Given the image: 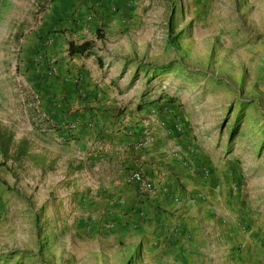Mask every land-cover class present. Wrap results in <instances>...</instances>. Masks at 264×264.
Wrapping results in <instances>:
<instances>
[{
    "label": "rangeland",
    "instance_id": "obj_1",
    "mask_svg": "<svg viewBox=\"0 0 264 264\" xmlns=\"http://www.w3.org/2000/svg\"><path fill=\"white\" fill-rule=\"evenodd\" d=\"M80 72L76 100L62 92ZM94 83L106 112L141 124L154 108L185 144L172 176L201 209L192 239L79 213L93 150L72 116L95 112ZM0 126L29 143L20 162L0 149V264H264V0H0Z\"/></svg>",
    "mask_w": 264,
    "mask_h": 264
},
{
    "label": "crops",
    "instance_id": "obj_2",
    "mask_svg": "<svg viewBox=\"0 0 264 264\" xmlns=\"http://www.w3.org/2000/svg\"><path fill=\"white\" fill-rule=\"evenodd\" d=\"M81 72L77 74L73 86L70 85L73 91H63L64 95L73 92L74 99L77 100L85 93L89 84L83 79L79 81V76H83ZM117 80L116 76L108 79L111 94L118 91L115 84ZM58 85L57 88L62 90ZM92 88L98 99L95 102V112L80 111L72 116L79 122L76 131L79 136L78 144L90 146L93 150L90 154L92 173L77 182L81 195L88 197L79 206V213L91 214V222L95 226H98V220L102 216L106 217L109 224L116 226V230L123 234L138 229L155 237L166 235L164 230L169 229L175 242L185 241L186 236H191L192 239V233L200 228L201 209L199 205L197 209L186 205L179 190L173 187L172 176V171L177 168L181 171L179 178L181 181L185 180V144L182 141L175 142V145L170 143L171 135L165 125L157 122L154 108L147 116L141 115V118L146 117L148 121L136 124L138 119L129 121L125 115L116 117L114 112H106L105 109L111 107L104 105L108 91L100 83H94ZM141 142L145 144L140 146ZM173 149L176 150L172 153L177 156L176 161L169 155ZM134 171H140L151 179L157 191L146 196L139 195L137 186L131 179ZM164 187L173 194L175 190L179 202L168 194L165 199H159L157 192H161ZM200 193L199 196L203 197ZM78 202L80 203V198ZM84 209L86 212H83ZM206 226L210 228V223L206 222Z\"/></svg>",
    "mask_w": 264,
    "mask_h": 264
},
{
    "label": "trees",
    "instance_id": "obj_3",
    "mask_svg": "<svg viewBox=\"0 0 264 264\" xmlns=\"http://www.w3.org/2000/svg\"><path fill=\"white\" fill-rule=\"evenodd\" d=\"M92 48L93 44L90 42H85L81 45L70 43L69 55L71 57L89 56L92 52ZM14 137L15 134L11 129L0 126V149L3 156L6 161L13 158L15 161L20 162L26 157L29 151V143L28 141L23 140L16 145Z\"/></svg>",
    "mask_w": 264,
    "mask_h": 264
},
{
    "label": "built area",
    "instance_id": "obj_4",
    "mask_svg": "<svg viewBox=\"0 0 264 264\" xmlns=\"http://www.w3.org/2000/svg\"><path fill=\"white\" fill-rule=\"evenodd\" d=\"M145 142L139 143L140 146H143ZM132 181L136 184L137 189L141 195H149L155 191V184L154 182L145 176L140 171L133 172L131 176Z\"/></svg>",
    "mask_w": 264,
    "mask_h": 264
}]
</instances>
